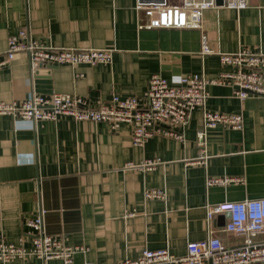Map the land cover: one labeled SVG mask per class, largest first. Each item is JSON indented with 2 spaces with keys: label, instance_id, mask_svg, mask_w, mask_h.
<instances>
[{
  "label": "crops",
  "instance_id": "crops-1",
  "mask_svg": "<svg viewBox=\"0 0 264 264\" xmlns=\"http://www.w3.org/2000/svg\"><path fill=\"white\" fill-rule=\"evenodd\" d=\"M137 2L0 0V57L8 37L21 28L55 47L112 52L107 64H53L35 72L27 54L19 52L0 70V100L56 92L94 105L114 94L142 96L155 73L167 79L176 74L215 78L229 69L220 63V53L244 47L264 52V0H248L240 9L215 0L203 11L202 30L139 29ZM202 31L212 49L203 56ZM204 109L240 113L243 128L207 129L203 151L197 132ZM177 130L183 138L152 135L136 146L127 123L113 130L104 122L76 121L67 115L32 121L0 114V231L6 240L30 246L36 231L25 224V217L41 214L46 233L86 247L73 255L72 264L133 259L145 248L167 247L182 255L188 241L211 234L225 246H239L243 236L223 229L226 214L208 220L207 208L264 195V96L240 99L228 85H210L204 108H194ZM203 153L204 163H189ZM144 157L160 162L148 171L124 167ZM208 175L243 180L208 186ZM145 186L163 187L167 197L145 199ZM254 239L263 240L264 234ZM0 264L63 261L32 256Z\"/></svg>",
  "mask_w": 264,
  "mask_h": 264
},
{
  "label": "built area",
  "instance_id": "built-area-1",
  "mask_svg": "<svg viewBox=\"0 0 264 264\" xmlns=\"http://www.w3.org/2000/svg\"><path fill=\"white\" fill-rule=\"evenodd\" d=\"M248 0H224L225 6L240 9ZM215 0H180L170 3L167 0L145 3L138 0L136 9L141 12L139 29H199L202 30V14L213 7ZM25 52L31 72L53 64L97 65L111 62L112 52L108 49L55 47L47 42L32 38L27 28H21L7 39V48L0 57V70L8 66L14 55ZM212 53L207 37L202 31L200 54ZM219 61L229 69L215 78H205L199 74H176L170 79L155 73L148 80L147 89L142 96L121 97L114 94L107 101L91 105L76 95L51 93L49 95L31 94L23 100H0V114L24 120H55L61 115L76 121L104 122L113 130L122 123L131 127V140L142 146L152 135H168L183 138L178 128L183 127L190 112L196 107L205 106L208 86L228 85L240 99L251 95L264 96V52L248 47L233 53H220ZM220 126L222 129L241 130L243 116L240 113H225L203 110L202 125L197 132V143L204 151L206 130ZM206 155L189 160V163H204ZM160 159L144 157L138 162L128 161L124 167L138 168L142 171L153 169ZM242 176L208 175L205 184L224 185L231 181H242ZM145 199H165L163 187L143 188ZM224 212L226 220L223 229L243 236L239 246H225L216 235L201 240H191L186 244L182 255L171 252L167 247L145 248L136 258H126L110 264H263L264 239L254 236L264 234V195L241 200H230L211 204L207 208V218ZM25 224L35 229L30 246L22 242L6 240L0 231V260L37 256L42 259L61 258L63 264H72L73 255L85 251L83 244H68L56 235L43 229L41 214L25 217ZM94 264V263H88ZM105 264V263H95Z\"/></svg>",
  "mask_w": 264,
  "mask_h": 264
},
{
  "label": "water",
  "instance_id": "water-1",
  "mask_svg": "<svg viewBox=\"0 0 264 264\" xmlns=\"http://www.w3.org/2000/svg\"><path fill=\"white\" fill-rule=\"evenodd\" d=\"M46 210V209H45Z\"/></svg>",
  "mask_w": 264,
  "mask_h": 264
}]
</instances>
